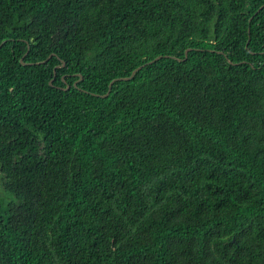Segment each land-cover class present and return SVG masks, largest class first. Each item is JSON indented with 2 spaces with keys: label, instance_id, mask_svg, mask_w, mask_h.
I'll use <instances>...</instances> for the list:
<instances>
[{
  "label": "trees",
  "instance_id": "16d2710c",
  "mask_svg": "<svg viewBox=\"0 0 264 264\" xmlns=\"http://www.w3.org/2000/svg\"><path fill=\"white\" fill-rule=\"evenodd\" d=\"M0 264H264V0H0Z\"/></svg>",
  "mask_w": 264,
  "mask_h": 264
},
{
  "label": "clouds",
  "instance_id": "9594fccd",
  "mask_svg": "<svg viewBox=\"0 0 264 264\" xmlns=\"http://www.w3.org/2000/svg\"><path fill=\"white\" fill-rule=\"evenodd\" d=\"M48 56H49V55H48ZM48 56H47V57H48ZM47 57H46V58H47ZM62 64H63V62L61 61L59 65L62 66ZM56 66H58V65H56ZM64 88H65V89L68 88L67 84H66V86H65Z\"/></svg>",
  "mask_w": 264,
  "mask_h": 264
},
{
  "label": "water",
  "instance_id": "95a60500",
  "mask_svg": "<svg viewBox=\"0 0 264 264\" xmlns=\"http://www.w3.org/2000/svg\"><path fill=\"white\" fill-rule=\"evenodd\" d=\"M155 58H157V57H155ZM155 58H154V59H155ZM134 70H135V69H134ZM134 70H133V71H134ZM133 71H132V72H133ZM110 83H111V82H110Z\"/></svg>",
  "mask_w": 264,
  "mask_h": 264
}]
</instances>
